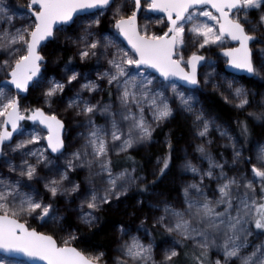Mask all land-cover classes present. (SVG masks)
Returning a JSON list of instances; mask_svg holds the SVG:
<instances>
[{
	"label": "snow or ice",
	"instance_id": "6c2138e0",
	"mask_svg": "<svg viewBox=\"0 0 264 264\" xmlns=\"http://www.w3.org/2000/svg\"><path fill=\"white\" fill-rule=\"evenodd\" d=\"M132 3L131 13L125 14L128 5L124 0H26L19 7L11 0H0V72L8 77L0 80V169L7 168V174L0 171V264H109L104 250L86 251L74 242L80 238L81 227L94 228L98 213L129 198L133 187L138 195L148 193L155 199L148 204L160 213L152 217L153 227L162 228L173 239L157 259L155 248L160 245L154 243L152 232L145 229L144 237H151L145 242L121 224L112 264H264V144L258 145L255 162L252 157L245 160L238 139L206 116L203 108L195 107L196 94L209 86L237 109L250 104V92L237 86L235 78L217 79L216 61L201 50L215 45L221 48L228 68L264 79V0ZM141 10L163 14L155 23L164 24L166 30L149 31L147 25L141 29L137 23ZM108 11L115 31L105 34L101 25ZM81 21L79 34L65 40L76 46L81 60L104 59L108 66L93 80L69 62L63 66L66 80L53 77L45 85L42 69L49 60L43 49L57 41V33L66 25ZM121 36L130 47L122 46ZM225 40L236 46L224 47ZM254 45H262L258 55ZM188 48L195 50L185 56ZM202 67L209 69L203 79L198 71ZM80 79L84 83L65 107V111H74V122L85 129L77 133L82 142L72 146L65 120L44 107L22 108L20 94L41 88L42 102L51 109L62 100L59 94ZM104 80L109 89L115 88L118 109L111 102L112 91L108 103L93 102L84 95L85 91H101ZM13 86L15 95L11 94ZM174 102L193 115L196 134L204 141L195 151L201 161L208 162L204 168L184 160L182 170L191 173L193 180L183 183L180 207L155 191L172 162L170 136L165 141L168 150L157 158L160 166L152 172L150 183L145 175L137 174L135 158L127 155L134 146L151 141L155 128L173 118L177 111ZM97 113L104 117L103 125L97 123ZM249 116L264 124V111ZM26 120L33 122L31 127L22 123ZM238 123L241 135L249 136L248 121ZM213 127L231 142V161L217 160L209 150ZM113 150L126 154L132 166L116 171L110 155ZM241 162L250 164V169L241 171L236 167ZM229 163L235 169L232 175L225 170ZM84 169L83 180L73 178ZM206 180L215 181L211 196L205 190L210 187ZM38 181H43L44 193L34 186ZM60 197L69 205L79 200L76 226L66 223L65 212L56 203ZM136 204L143 208L145 201ZM148 218L145 214L140 228ZM31 220L50 225L53 231H38L30 226ZM61 233L64 235L58 238Z\"/></svg>",
	"mask_w": 264,
	"mask_h": 264
},
{
	"label": "rangeland",
	"instance_id": "374dc122",
	"mask_svg": "<svg viewBox=\"0 0 264 264\" xmlns=\"http://www.w3.org/2000/svg\"><path fill=\"white\" fill-rule=\"evenodd\" d=\"M124 2L127 3L128 7L125 9V14H130L133 3L132 0H124ZM11 3L17 7L24 5L26 3V0H11ZM112 17V12L108 11L105 14V17L102 18V25H101V31H103L105 34L109 32L115 31L113 25L109 23L110 19ZM160 16H152L149 13H146L145 10H142L138 17V25L141 27V29L144 28L145 25H147L149 31H155L157 33H162L164 30H166V27L164 24H156L155 21ZM21 21L19 18L17 19L16 26H20ZM79 23L72 24L71 26L67 27L65 26L64 31H60L57 33V41L54 44H50L47 47L43 49V54H45L48 57L49 62L44 67L42 71H44L45 74V85L46 82L53 77H55L58 80H66L67 76L63 72V66L66 63H71V65L74 66V68L77 71H81L82 73L88 74L89 79H96V74L98 71L102 72L104 68H106L107 62L104 59H101L99 62H97L96 58H87L85 60H81L79 55L77 54V49L74 44H72L70 41H66L65 37H73L75 38L76 35L79 34L80 28ZM120 39V38H119ZM121 41V39H120ZM122 46H125L122 42ZM224 47H232L233 45L230 43L229 40H225ZM262 45H254V50L258 53L259 48ZM126 47V46H125ZM195 49L188 48L185 51V56L190 55L191 51ZM221 48L216 47L215 45L212 46H206L205 50H201V54L207 55L212 57L215 61V67L217 70V73H219V76H217V79L226 76L228 79L235 78L237 86H243L250 92V104L246 106L244 109H237L234 106L233 102L226 101L224 97L221 95V92L219 90L213 91L211 86L208 88L202 89L201 92L197 93L198 97V103L195 105L197 109L203 108L205 115L215 119L216 123L221 125L222 128L227 129L228 132L236 137L238 139L237 147L241 148L243 151V158L246 160L249 157H252L253 162H255L256 153L258 145L264 144V124H261L259 121L255 120L253 117L249 116V113L256 112L259 113L261 111H264V107L261 106V101L264 100V79H261L260 77H245V76H238L234 75L232 73H229L225 69V57H223L220 54ZM71 58V60H70ZM209 71L207 67L199 68V72L201 74V79H203V73ZM70 74V73H69ZM8 77L3 73L0 72V80H5ZM84 83L83 79H80L79 82L74 81L71 85L67 86L62 94H59L62 96V100H58L56 104L52 106L51 109H49L46 105L42 102L41 97V88H31L29 92H27L25 95L20 94V102L22 108H32V107H44L46 111H55L57 115L60 116L61 119L65 120L66 127L69 129L68 131V141L70 145L72 146H78L79 143H81L80 137L77 135V133L85 131L84 128L78 127L77 123L74 122L73 116L74 111L68 110L65 111V107L67 105V101L70 97L74 95V93L80 88V84ZM101 91H97L94 94H90L87 91L84 92L85 96H91L92 101L96 102L97 100H102L104 103L109 102V91L113 92V96L111 97V102L114 103L116 108H119V102L116 100L115 97V88L109 89L107 85V81L104 80L101 82ZM11 94L15 95L16 91L12 89ZM207 94H216L226 105H228L230 108L234 110L235 113L238 114V117L240 119L231 118V119H225L217 115L213 110L208 108V106L205 104L204 99ZM227 94V93H225ZM171 95V93H169ZM174 107H177V111L174 112L173 118L169 119L163 124H160L158 127L155 128V131L153 133V139L149 142H145L142 145L134 146L133 149L129 150L128 154H135L137 156H143L145 157V162L141 170H137V174H143L147 177V182H151L153 180L152 172L158 171L160 164L158 163V157H162L167 152V144L165 143L166 138L169 136L172 139V122L176 118H180L185 122L187 125V132L186 136L181 139L180 142L173 145V152H172V162L170 165V169L168 170V173L163 179H161L157 185L155 191L157 193H162L163 199H167L170 202H173L175 206L180 207L182 206L180 202L183 201V192L182 187L183 183L185 181H191L193 180V176L191 173H184L182 170V164L185 159H191L193 163H196L198 166L202 165V167L207 168L208 162L206 160L201 161L199 159V153L195 151L196 145L199 143L204 142L200 137L196 134V125L194 124V117L192 114H189L183 110H180L178 108V102H174ZM30 114V113H29ZM150 118V114H149ZM98 124L103 125L105 123V119L103 116H101L99 113L96 114L95 117ZM76 120H83V117H77ZM247 120L249 125L252 127V138L249 140V143L245 145L239 138L237 134V129H240V125L238 121ZM26 126L31 127L33 122L31 121H23ZM40 127V126H39ZM124 130L127 131V124L125 123L123 125ZM237 127V129H236ZM41 128V127H40ZM161 128H164L161 130ZM160 131L161 135L157 138L155 137L156 132ZM43 134H46L43 133ZM210 138L213 140V143L211 144L209 150L211 153L216 157L217 160H223L227 159L231 161L232 158V146L231 142L227 139V137H221L220 132L215 129V127L210 129ZM17 139H20V137H17ZM207 139V138H204ZM173 142V140H172ZM46 144V141L43 142ZM31 147V146H29ZM222 154V155H221ZM112 160L115 157L118 156H124L126 154H117L114 150L110 153ZM16 162L19 163V156L15 157ZM32 162H35L34 160ZM64 157L60 158V163L63 164ZM236 167H238L241 171L245 169V167L249 168L251 165L245 166L243 162L238 164ZM120 168L119 170H121ZM117 170V171H119ZM226 171H228L229 175H232L235 169H233L232 165L229 163L226 166ZM0 171H3L5 174H7V168H2ZM41 174H44L45 170L43 168L40 169ZM87 174V169L80 170L78 173L74 174L73 178H79L83 180L84 176ZM166 179V180H165ZM198 179V177H196ZM99 183V181H98ZM34 186L37 187L41 193H44L43 189V181L33 182ZM206 185H210L209 188H206L205 190L208 192V194L211 196L213 195V190L215 189V181H205ZM163 185H168L166 188L163 187ZM218 195V193H216ZM143 199L145 201V206L143 208H139V206L136 204L137 200ZM149 200L152 201V203H155V199L148 193H146L144 196L138 195V189L136 187H133L129 193V198L122 199L121 203L119 205L113 204L110 208L105 206L102 211L100 212H114L117 211L118 213H124V218L121 223H116L113 226V229L110 233L111 239L109 242L103 247L100 245L95 244V242L86 243L84 236H82L81 231H89L91 229L96 228L99 225V221L97 222L96 226L94 228H86L81 227L80 228V238L74 242V246L84 249L86 251H92L94 249L104 250L107 253V259L109 264H112V258L117 254L115 252V248L117 246V241L120 238V225L124 224L130 229V234L134 235H140L142 238L144 237L145 229L153 233L154 236V243L159 244L160 246L158 248H155V254L157 259H159L163 253V249L168 246V243L173 239V237L169 236L162 228L153 227L152 224V217L154 215H159L160 213L155 210L154 208H150L148 206ZM58 206L62 211L65 212L66 215V223L71 224L73 226H76L78 224V221L76 219V212L77 208L76 205H78L79 200H75L71 205H69V202L64 197L58 198L56 201ZM67 205V207H66ZM99 212V213H100ZM135 213V215H133ZM148 215V220L145 222V225L143 228H140V220L144 219V215ZM30 226L37 228L38 231H44V232H51L53 231L52 227L50 225H41V223L38 220H31ZM140 228V232L137 233L136 229ZM157 231H155V230ZM160 232L165 233L167 236H162ZM157 234V235H156ZM64 234H59V237H62ZM157 236L160 238L158 239ZM151 238V237H149ZM145 238V242H147V239ZM127 239V237H125ZM2 255V254H0ZM215 257L213 256V259Z\"/></svg>",
	"mask_w": 264,
	"mask_h": 264
},
{
	"label": "trees",
	"instance_id": "16d2710c",
	"mask_svg": "<svg viewBox=\"0 0 264 264\" xmlns=\"http://www.w3.org/2000/svg\"><path fill=\"white\" fill-rule=\"evenodd\" d=\"M72 25V24H71ZM70 25V26H71ZM69 27V26H67ZM50 45V44H48ZM47 45V46H48ZM205 104L213 110L215 113H217L218 116L225 118V119H231V118H236L237 120L240 119L238 117V114L234 112L232 108H230L228 105H226L216 94H207L205 99H204ZM245 121V120H242ZM249 124V123H248ZM172 144H176L181 141L186 136L187 132V125L183 120L180 118H176L172 122ZM251 134L247 137L241 135L240 129H237V134L240 138V140L247 145L249 143V140L252 138V127L249 125ZM164 128H161V130ZM161 135V132L158 131L155 134V137H159ZM131 155L132 157L135 158L136 164H137V170H141V168L144 165L145 162V157L143 156H137L135 154H127ZM127 155L124 156H118L113 159L114 162V167L115 170H119L120 168H125V167H131L132 166V161L127 159ZM166 180V179H165ZM168 185H163L164 188H166ZM100 219H99V225L91 229L89 231H81L82 236L85 238V242L91 243L92 241L95 242V244L100 245V246H105L109 240L111 239L110 233L113 229V226L116 223H121L124 218V213H118L117 211L114 212H100L98 213ZM155 230V229H154ZM157 231V230H155ZM162 236H167L165 233L160 232ZM157 235V234H156ZM158 239H160L157 236Z\"/></svg>",
	"mask_w": 264,
	"mask_h": 264
},
{
	"label": "water",
	"instance_id": "95a60500",
	"mask_svg": "<svg viewBox=\"0 0 264 264\" xmlns=\"http://www.w3.org/2000/svg\"><path fill=\"white\" fill-rule=\"evenodd\" d=\"M211 10V9H210ZM142 11V10H141ZM140 11V12H141ZM140 12L138 13V15H137V23H138V17H139V14H140ZM150 14V13H149ZM152 16H161V15H163V14H159V15H157V14H151ZM71 25V24H70ZM70 25H66V26H70ZM120 39H121V41L124 43V45L126 46V47H130V46H128L127 45V41L126 40H124V38L121 36L120 37ZM230 41V40H229ZM230 43L233 45L232 47H235L236 46V43L235 42H232V41H230ZM220 54L223 56V53H222V51H220ZM224 57V56H223ZM44 69V68H43ZM42 69V70H43ZM225 69H226V71L227 72H229V73H232V74H234V75H238V76H245V77H250L247 73H245V72H237V71H235V70H233V69H231V68H228L227 67V65H225ZM150 71H153L154 72V70H150ZM198 71H199V69H198ZM156 75H158V73H156ZM8 79V78H7ZM6 80V79H5ZM13 90H15V88H14V86H13V88H12ZM16 91V90H15ZM22 95H25L26 93H21ZM40 127L41 128H43V126L42 125H40ZM0 254H2V253H0ZM20 259H22V260H27V257H20Z\"/></svg>",
	"mask_w": 264,
	"mask_h": 264
}]
</instances>
